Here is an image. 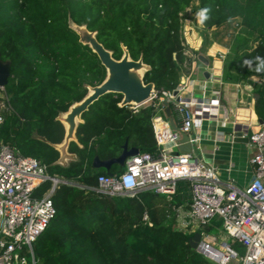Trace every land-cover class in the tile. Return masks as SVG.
I'll use <instances>...</instances> for the list:
<instances>
[{
    "label": "trees",
    "instance_id": "obj_1",
    "mask_svg": "<svg viewBox=\"0 0 264 264\" xmlns=\"http://www.w3.org/2000/svg\"><path fill=\"white\" fill-rule=\"evenodd\" d=\"M193 4L205 29L236 19L240 27L235 35L243 40L227 57L224 78L255 82L260 94L255 109L264 120V0H0V58L11 63L5 91L13 106L3 111L0 139L67 179L52 195L56 214L33 242L36 264H218L191 246L195 230L177 224L179 208L190 205L189 179H178L171 196L152 189L133 196L96 189L99 174H110L93 166L96 155L117 156L126 141L141 152L156 151V105L134 110L119 105L122 93L107 92L82 114L77 141L69 144L77 159L57 163L60 152L52 144L65 136L58 114L87 94V84H99L107 74L70 19L96 30L114 57L123 55L122 44L134 59L143 56L151 65L145 81L159 90L175 89L188 60L183 30ZM202 34L196 52L208 46V36ZM253 75L263 80L256 82ZM170 106L174 109L172 102ZM161 114L168 118L165 110ZM125 168L113 163L110 171L119 175ZM51 185L44 181L36 194ZM219 223L197 230L212 232Z\"/></svg>",
    "mask_w": 264,
    "mask_h": 264
},
{
    "label": "built area",
    "instance_id": "obj_2",
    "mask_svg": "<svg viewBox=\"0 0 264 264\" xmlns=\"http://www.w3.org/2000/svg\"><path fill=\"white\" fill-rule=\"evenodd\" d=\"M187 80L181 76L175 89L155 87L147 102L129 105L134 110L149 103L156 105L152 121L157 149L155 152L139 151L128 157L126 168L119 175L99 174L96 189L132 196L152 189L171 196L176 192L178 179H189L191 201L186 210L179 208L178 226L197 231L220 216L224 231L245 246L236 264H264V126L258 129L248 126L244 130L253 145V178L242 188L233 183L224 187L217 166L195 153L201 134L192 131L195 109L205 110L213 103L220 104V98L182 95ZM164 100L172 102L180 114V129L175 130L169 121L163 120ZM12 109L5 86H0V123L4 120L3 111ZM181 131L190 135L191 152L179 150ZM48 179L52 181L51 187L42 195L36 194L39 185ZM61 181L67 182V179L50 174L46 162L0 139V264H36L33 242L56 214L52 195ZM199 231L202 237L197 251L218 264H229L237 259L239 251L228 241H222L224 249L219 248L217 236Z\"/></svg>",
    "mask_w": 264,
    "mask_h": 264
},
{
    "label": "crops",
    "instance_id": "obj_3",
    "mask_svg": "<svg viewBox=\"0 0 264 264\" xmlns=\"http://www.w3.org/2000/svg\"><path fill=\"white\" fill-rule=\"evenodd\" d=\"M231 23L232 21L207 29L201 21L192 25L185 24L183 31L188 46L186 50L188 60L185 62L186 69L181 76L188 78V85L181 94L196 98L210 99L215 96L220 98V104L213 103L205 110L195 109L192 131H199L201 134L200 144L195 148V153L217 166L224 187L228 188L229 184L233 183L242 188L255 174V166L251 162L253 145L250 140L249 142L235 140L234 133L237 129L244 131L248 126L258 129L264 126V123L260 122L255 109L259 97L255 82L224 78L225 61L238 44V37L234 35L228 40L229 42H226L224 41L226 39L223 40L215 35L218 29ZM202 31L208 36V46L204 51L196 52L204 39ZM199 52L209 58L208 65L198 58ZM206 70L209 71V76L205 75ZM172 114L180 129L181 117L175 107L172 109ZM163 120L170 122L169 117L163 116ZM222 134L224 136L220 138L219 135ZM182 209L187 208L182 207Z\"/></svg>",
    "mask_w": 264,
    "mask_h": 264
},
{
    "label": "water",
    "instance_id": "obj_4",
    "mask_svg": "<svg viewBox=\"0 0 264 264\" xmlns=\"http://www.w3.org/2000/svg\"><path fill=\"white\" fill-rule=\"evenodd\" d=\"M70 26L79 34V40L88 44L94 52L98 54L102 63L106 67V77L104 80L96 85L87 84L88 92L80 100L75 101L67 111L60 112L57 116L59 120L65 125V136L62 142L52 143L60 152L57 163L68 164L70 160L77 159V154L69 150V144L72 140L77 141V127L83 119V112L88 109L91 103L97 100L100 96L107 92L122 93L123 97L119 102L121 106L141 105L147 102L155 89L153 81H145V73L151 69V65L144 61L143 56L138 59L131 57L129 49L122 44L123 55L120 58L113 56V51L107 48L98 38L97 31L89 29L87 24H79L70 19ZM198 58L205 64H209V58L202 52L198 53ZM10 61H4L0 58V86H5L8 83L10 75ZM209 71H205V75L209 76ZM252 79L262 81L261 75H253ZM259 96V94H258ZM165 112L169 117L171 126L178 130L179 127L175 123L172 114V108L167 100L163 101ZM260 122L264 120L260 118ZM235 140L249 142V136L244 134V131L237 129L234 133ZM190 135L186 131H181L179 150L183 152H191L193 144L190 142ZM140 149L136 146L129 147L128 141L123 145L122 152L114 157L108 159H101L96 155L93 159V166L95 168H105L110 174L111 165L119 163L126 165L128 157L138 154ZM201 231H195L190 238V244L193 248H197L201 240Z\"/></svg>",
    "mask_w": 264,
    "mask_h": 264
},
{
    "label": "rangeland",
    "instance_id": "obj_5",
    "mask_svg": "<svg viewBox=\"0 0 264 264\" xmlns=\"http://www.w3.org/2000/svg\"><path fill=\"white\" fill-rule=\"evenodd\" d=\"M194 5H191L187 8V12H186V18L184 19V27L185 24H189L192 25V23H197V21H201V18L199 16V14L196 12ZM202 22V21H201ZM195 26V25H194ZM197 26V25H196ZM188 27V26H187ZM190 27V26H189ZM239 24L237 23L236 19L232 21V23L230 25H226L221 29H218V32L216 33L217 35H215L216 37H220L222 38L224 41L229 42L228 40L230 38H232L237 31L239 30ZM190 29V28H189ZM243 38L242 37H238L237 38V42L238 44H240L242 42ZM246 44H243L242 46H245ZM214 222L219 220L220 223L216 224L215 229L212 232H208L211 235L217 236L218 237V241L216 243V246L219 248L224 249V247L221 245L222 241L226 240L228 241L234 248H236L239 251V255L237 257V259H233L229 264H236V261L240 260V255L244 253L245 251V246L240 243L239 241H237L236 239H234L233 237L229 236L225 231H224V227H223V223H222V218H220V216H216L214 219ZM202 227V226H201ZM206 231V230H205Z\"/></svg>",
    "mask_w": 264,
    "mask_h": 264
}]
</instances>
